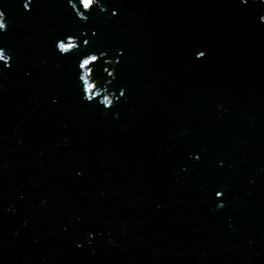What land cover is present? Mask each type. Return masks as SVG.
<instances>
[{
    "label": "water",
    "instance_id": "95a60500",
    "mask_svg": "<svg viewBox=\"0 0 264 264\" xmlns=\"http://www.w3.org/2000/svg\"><path fill=\"white\" fill-rule=\"evenodd\" d=\"M26 3L0 0V264H264V3ZM101 53L111 110L79 80Z\"/></svg>",
    "mask_w": 264,
    "mask_h": 264
},
{
    "label": "clouds",
    "instance_id": "9594fccd",
    "mask_svg": "<svg viewBox=\"0 0 264 264\" xmlns=\"http://www.w3.org/2000/svg\"><path fill=\"white\" fill-rule=\"evenodd\" d=\"M32 0H28V3L24 5L25 10L30 11L29 5L31 4ZM242 3L245 5L248 3V0H241ZM253 3H256L257 0H252ZM260 3H264V0H260ZM100 7L101 11H107L103 4L100 3V0H79V8H77L76 4H72V7L77 10L78 18L83 21L87 22L88 15L87 13H91L97 7ZM82 8V11H80ZM118 13L113 12V16L117 15ZM261 23H264V16L260 17ZM8 23H7V16L3 10H0V33L7 32L8 30ZM95 35V33H93ZM84 45L88 46L89 41L84 40ZM58 52L61 55L69 56L73 53H76L80 50V43L77 38L68 37L65 40H61L56 45ZM123 53H121L122 55ZM106 53H101L100 55L97 54H89L86 57H83L79 63V70L81 75L79 76V80L82 85V90L84 93V100L88 103H94L99 100V103L106 109L111 110L115 105L121 100H126V91L121 90L119 93V97L115 96V93L109 94L108 89L110 88L113 81L117 79L116 71L114 67H105L103 69L104 74L108 77V80L104 84L103 90H101V83L99 80L96 79V65H98L102 59H104V63L106 65L112 66L113 61L111 59H106ZM206 55L205 52H200L197 58H204ZM12 57L9 52L3 48H0V64H3L7 68H11L12 64ZM115 63H119L117 60ZM199 160V156L195 157ZM217 198H223V192L217 193ZM225 205L220 204L219 207L223 208Z\"/></svg>",
    "mask_w": 264,
    "mask_h": 264
}]
</instances>
